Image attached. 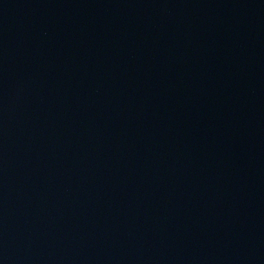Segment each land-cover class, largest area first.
Segmentation results:
<instances>
[{
	"label": "water",
	"instance_id": "water-1",
	"mask_svg": "<svg viewBox=\"0 0 264 264\" xmlns=\"http://www.w3.org/2000/svg\"><path fill=\"white\" fill-rule=\"evenodd\" d=\"M0 264H264V0H0Z\"/></svg>",
	"mask_w": 264,
	"mask_h": 264
}]
</instances>
